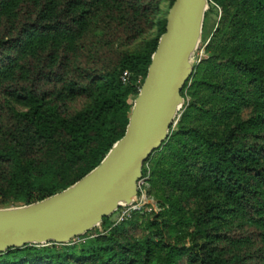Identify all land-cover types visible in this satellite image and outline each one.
Returning a JSON list of instances; mask_svg holds the SVG:
<instances>
[{
  "label": "trees",
  "instance_id": "1",
  "mask_svg": "<svg viewBox=\"0 0 264 264\" xmlns=\"http://www.w3.org/2000/svg\"><path fill=\"white\" fill-rule=\"evenodd\" d=\"M211 2L220 21L209 58L194 65L178 123L146 162L163 210L115 227L105 218L106 234L9 250L0 264H264V0ZM159 6L0 0V209L75 185L125 136L166 29ZM151 29L143 50L119 48ZM75 98L89 103L71 112Z\"/></svg>",
  "mask_w": 264,
  "mask_h": 264
},
{
  "label": "water",
  "instance_id": "2",
  "mask_svg": "<svg viewBox=\"0 0 264 264\" xmlns=\"http://www.w3.org/2000/svg\"><path fill=\"white\" fill-rule=\"evenodd\" d=\"M209 1L175 0L127 132L97 168L43 201L0 209V254L28 246L68 245L120 206L132 205L144 164L169 138L184 105L182 91L194 72L192 55Z\"/></svg>",
  "mask_w": 264,
  "mask_h": 264
},
{
  "label": "rangeland",
  "instance_id": "3",
  "mask_svg": "<svg viewBox=\"0 0 264 264\" xmlns=\"http://www.w3.org/2000/svg\"><path fill=\"white\" fill-rule=\"evenodd\" d=\"M159 2H160L159 12L155 16V20H160V19L165 18L170 10V0H159ZM209 4H212L211 0L208 3L207 10L205 13V19L203 22V29H202V34H201L199 45L196 51L194 52V54L192 55L193 66L199 65L202 61L207 60L209 58L207 47L220 21V15H219L218 8L212 7L214 5L210 6ZM156 35H157L156 29H151L145 32L142 36L135 39L133 42L129 44L120 42L118 46L123 51L139 52L143 50L146 44L149 41L153 40L156 37ZM130 78H131V74L128 73L127 82L129 81ZM188 100H191V96H188ZM88 103L89 101L87 99L75 98L71 100V106L69 107V109L71 110V112H77V111L83 110L87 106ZM184 103H185V99H184ZM183 107L179 111L177 119L173 125L174 128L176 127L178 120L182 114ZM151 166H152V161L149 163H145L143 166L142 178H141V181L139 182V193L135 201L132 203V205L120 206L110 217H108L109 224H112V227H115L127 221H132L136 223L137 221H139V219L137 217H134L135 213H138V214L140 213L141 215L144 216L145 219H151L153 218L155 214L163 210L160 203L157 201L155 196L151 193V186H153V182H151L152 180V167ZM141 222H142V219L140 220V223ZM129 227L132 228L131 225ZM93 230L89 232L88 236L84 238L78 237L74 239L71 243H69L68 245H77L80 243H84L87 241V239H92L96 237L98 233L106 234L110 230V227L99 225L96 231H93ZM132 231H134L138 237H141L145 234L143 227L142 229L135 228ZM50 245H53V244H50Z\"/></svg>",
  "mask_w": 264,
  "mask_h": 264
},
{
  "label": "built area",
  "instance_id": "4",
  "mask_svg": "<svg viewBox=\"0 0 264 264\" xmlns=\"http://www.w3.org/2000/svg\"><path fill=\"white\" fill-rule=\"evenodd\" d=\"M127 78H128V72H125L124 75H123V81H124V83L127 82Z\"/></svg>",
  "mask_w": 264,
  "mask_h": 264
}]
</instances>
